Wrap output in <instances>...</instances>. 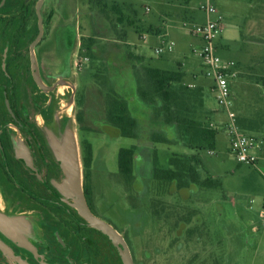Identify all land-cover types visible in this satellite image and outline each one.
<instances>
[{
    "label": "rangeland",
    "instance_id": "374dc122",
    "mask_svg": "<svg viewBox=\"0 0 264 264\" xmlns=\"http://www.w3.org/2000/svg\"><path fill=\"white\" fill-rule=\"evenodd\" d=\"M37 1L31 0L30 12L23 16L26 22L16 32L9 33L3 22L8 17V1L0 14L3 132L11 135L16 145L23 141V136L8 126L11 120L6 109L8 100L17 111L21 110L25 121L46 120L50 125L60 116L68 119L82 186L85 170L81 142L88 139L93 146L88 183L95 214L128 239L136 264H264V165L239 162L223 129L214 154L209 153L210 149L186 147L177 130L156 120L151 107L134 91L129 61L172 70L177 68V60H194L197 77L185 71V81L202 84L207 104L218 107L210 90L213 80L204 76L201 61L192 52L190 44L194 36L179 22L169 32V38L176 43L174 49L156 55L154 47L159 42L147 25L163 24L160 0H43L40 11L44 32L35 45L32 62L30 45L39 33ZM112 3L124 7L123 21L111 9ZM19 10L16 5V12ZM223 23L226 25L227 19ZM227 28L224 26L221 35L234 39L228 41L229 48L217 45V52L223 59L238 62L239 67L243 65L230 78L233 110L237 116L257 119L261 123L259 130L247 133L264 138V85L259 83L264 75V43L248 37L241 39L239 33ZM144 33L147 40L140 38ZM257 35L264 39V32ZM69 52L73 59L88 60L74 70L70 79H56L62 74L59 63ZM13 85L15 94L11 93ZM109 95L128 99L130 111L137 119L136 136L121 135L109 123L106 116ZM205 115V110L199 113L200 118ZM154 133L166 136L170 142H152ZM132 146L136 148L133 174L125 179L118 172V153L120 148ZM249 153L264 157V150L256 147ZM174 154H194L201 178L219 180L220 184L180 189L173 182L154 179L155 157L158 167L168 168ZM62 177L64 182L67 177L64 170ZM62 195L64 205L75 215L73 211L77 208L72 205L75 199L63 192ZM60 215L63 219L57 221L64 226L65 217H70L69 223L73 221L65 210ZM78 220L79 230L70 229L77 239L68 240V245L74 244L73 263L124 264L118 248L106 234L93 228L80 213ZM53 224L48 222L45 231L49 233ZM61 232L64 234L66 230ZM51 237L49 262L67 260L65 244L61 246Z\"/></svg>",
    "mask_w": 264,
    "mask_h": 264
},
{
    "label": "flooded vegetation",
    "instance_id": "af4514ba",
    "mask_svg": "<svg viewBox=\"0 0 264 264\" xmlns=\"http://www.w3.org/2000/svg\"><path fill=\"white\" fill-rule=\"evenodd\" d=\"M7 1L10 8L8 17L3 22H6L8 32L12 33L25 24L26 18L23 16L30 12L31 0H19L18 3L16 0H0V14L4 11ZM16 5L21 9L18 12ZM64 60L60 65L61 71L68 70L69 73L61 74L56 79L67 80L73 76L74 59L70 52ZM5 70L3 67L4 72ZM9 73L7 75H11ZM11 93L15 94L14 85ZM6 109L11 118L8 122L9 128L22 135L23 141H18L16 145L13 137L4 133L0 127V264H75L72 260L74 244L69 242L68 245V240L77 239L74 231L71 232L70 229L79 230V212L75 210L73 211L75 215L71 214V208L64 205L66 200L60 188L64 170L61 157L65 151L75 150L74 139L68 132V119L60 116L50 125L46 120L25 121L22 119L21 110L17 111L15 104H11L9 100L6 101ZM1 121L2 119L0 125H3ZM89 206L95 213L93 193ZM63 210L73 219L69 223L70 217H65V226L61 221H57L58 218L63 219L62 215L58 216ZM48 222L54 223L49 233L44 229ZM61 230L66 232L63 234ZM120 234L122 235L121 232ZM51 236H54L61 246L65 244L69 253L67 260L49 262L48 243L52 240ZM122 236L136 264L128 239ZM116 247L119 250V247Z\"/></svg>",
    "mask_w": 264,
    "mask_h": 264
},
{
    "label": "trees",
    "instance_id": "16d2710c",
    "mask_svg": "<svg viewBox=\"0 0 264 264\" xmlns=\"http://www.w3.org/2000/svg\"><path fill=\"white\" fill-rule=\"evenodd\" d=\"M123 8L120 5L111 4V9L120 15L123 21ZM133 24V23H131ZM148 27L147 30H151ZM135 93L151 107L154 118L164 125L175 128L180 141L192 150L215 149L217 145L218 129L206 123L211 111L205 110V94L202 84H192L185 81L186 72L180 67L177 69H163L149 65L134 66ZM264 85V75L259 79ZM107 119L109 123L119 129L121 135L136 136L135 128L137 119L130 111L127 98L117 95H109L107 98ZM205 110L204 118L199 113ZM239 126L244 132L259 130L257 119L245 116H237ZM154 143L170 142L166 136L154 133L151 136ZM84 164V193L89 205L92 200V188L88 183L90 168L93 164L94 151L91 142L83 139L81 142ZM136 156V148L122 147L118 153V170L125 179H130L133 174V163ZM154 179L175 182L179 188H186L192 184L212 187L220 184L219 180L209 177L201 178L200 164L193 155H176L170 159L168 168H160L156 165V157L153 160Z\"/></svg>",
    "mask_w": 264,
    "mask_h": 264
},
{
    "label": "built area",
    "instance_id": "2783aa9c",
    "mask_svg": "<svg viewBox=\"0 0 264 264\" xmlns=\"http://www.w3.org/2000/svg\"><path fill=\"white\" fill-rule=\"evenodd\" d=\"M199 9L205 14L202 22L182 21L181 25L188 33L199 39V44H193L192 50L199 57L204 68V76L211 78L213 84L210 87L214 93L217 104L227 115L225 129L229 138V145L232 153L239 162L255 164L256 156L249 153L251 148H264V138L244 132L238 124L237 115L233 110L234 102L230 86V78L235 76L236 62L223 59L217 52V41L221 34L224 16L219 11L216 0H203ZM142 38H146L142 36ZM175 47L173 39L164 38L154 47L156 55H162L172 51ZM84 61L74 59L75 69H80ZM209 153L214 154V149ZM264 214V210H263Z\"/></svg>",
    "mask_w": 264,
    "mask_h": 264
},
{
    "label": "crops",
    "instance_id": "0c3cea01",
    "mask_svg": "<svg viewBox=\"0 0 264 264\" xmlns=\"http://www.w3.org/2000/svg\"><path fill=\"white\" fill-rule=\"evenodd\" d=\"M202 2L203 0H160L159 2L160 15H161L160 21H162L163 24L147 25L148 27L152 28L151 30L153 32L152 34L153 38H155L160 43L164 38H169V32L171 31V28L178 25L179 22L182 23V21H186V20L194 21V22L204 21L205 14L202 10L199 9V6ZM216 4L219 11L223 14L224 19L225 20L227 19V24L224 25L223 23L222 30L225 26L228 27L227 31L233 33H239L241 39H246L248 37L253 41H259L260 43H264V39L262 37H258L257 35L259 33L264 32V0H216ZM200 12L203 13V16H201ZM241 18H243L242 21L240 20ZM245 33L248 34L245 35ZM142 36H145L146 38H142ZM140 38L147 40L148 35L145 33L140 34ZM194 38H195L194 42L190 44V46H192L193 44H199L200 42L199 39L196 37ZM232 39H234V37H230V36L224 37L220 34L217 41V45L223 47L225 46V48H229L228 41ZM182 48H184V45L182 46ZM195 56L198 57L197 55ZM64 61L65 60L63 58V61L60 62L59 65H61ZM127 61H129V59ZM128 66H129L130 74L132 76V82L134 84V91H135L136 85H135V77H134L133 69L134 66H142V65L129 61ZM176 66L177 68L180 67L182 70L186 72L188 71L195 78L197 77V72L195 70L196 68L194 69V67H196V63H194V60L193 61L187 59L177 60ZM242 66L239 67L238 62H236V67H239L237 69V72L241 70ZM68 73H69L68 70L62 71V75H66ZM193 82H196V80H191L189 83H193ZM213 96L215 98L214 94ZM205 110L211 111V113L208 114L207 121H209V125H212L218 129L219 131L218 137L220 134V130L223 129L225 131V135L228 138L225 129V123L227 120L226 112L221 107H219V105L218 107H213L208 105L206 100H205ZM217 142H218V138H217ZM263 150L264 149H262V151ZM259 164L264 165V157L257 156L255 164L252 165L258 166Z\"/></svg>",
    "mask_w": 264,
    "mask_h": 264
},
{
    "label": "water",
    "instance_id": "95a60500",
    "mask_svg": "<svg viewBox=\"0 0 264 264\" xmlns=\"http://www.w3.org/2000/svg\"><path fill=\"white\" fill-rule=\"evenodd\" d=\"M42 2L43 0H38L36 6L39 33L37 38L32 42L30 46L32 62L35 61V45L40 40L44 32L43 18L40 11ZM61 159L62 166L67 173L66 179L61 184L62 192L65 193L68 197L75 199L72 205L77 208L81 216L92 227L107 234L112 239L113 243L119 247V251L124 264H134L130 248L120 232L111 223L97 216L90 208L81 183L80 170L76 160V150L65 151Z\"/></svg>",
    "mask_w": 264,
    "mask_h": 264
}]
</instances>
